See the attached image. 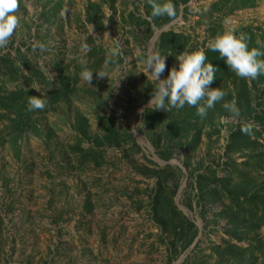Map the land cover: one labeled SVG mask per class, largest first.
<instances>
[{"label":"rangeland","instance_id":"374dc122","mask_svg":"<svg viewBox=\"0 0 264 264\" xmlns=\"http://www.w3.org/2000/svg\"><path fill=\"white\" fill-rule=\"evenodd\" d=\"M181 1L172 0L178 16L158 27L147 15L146 0H19L18 27L0 49V61L5 59L0 90H33L32 96L48 97L58 91L61 79L75 76L84 43L105 50L83 56L87 66L97 63L90 70L102 67L111 48L119 55L110 59L109 79L97 80L94 73L88 84L79 71L75 92L49 109L32 111L21 130L11 119L15 114L0 108V264H264V225L249 236L238 229L243 239L231 238L228 214L219 212L228 198L206 203L203 214L194 198L202 174L222 178L209 180L213 185L223 184L226 173L232 184L264 182V134L247 130L251 125L264 131L255 121L257 112L264 111V84L254 87L248 79L252 112L233 103L235 111L204 126L195 150L175 149L169 162L151 144L143 117L155 107L150 101L155 82L143 61L150 50L157 52L163 30L182 33L185 51L204 50L229 28L245 37L252 29L258 47L264 45V0L230 14L231 3L220 0ZM37 42L48 50H33ZM8 61L18 65V74H10ZM175 66L176 60L168 69ZM232 79L222 89L226 93L234 89ZM80 116L87 123L84 139L75 128ZM105 116L113 118L126 141L119 147L105 144L94 158L83 151L93 146L95 136L105 134ZM240 124L257 147L229 153L230 136ZM177 168L181 177L174 203L197 225L199 235L177 254L191 234L186 229L170 255L174 231L159 228L152 201L158 180L166 178L173 189ZM229 243L236 244L234 254Z\"/></svg>","mask_w":264,"mask_h":264},{"label":"trees","instance_id":"16d2710c","mask_svg":"<svg viewBox=\"0 0 264 264\" xmlns=\"http://www.w3.org/2000/svg\"><path fill=\"white\" fill-rule=\"evenodd\" d=\"M154 2L161 1L154 0ZM181 2L187 4L189 0H182ZM253 2L254 0H220V3L223 5L231 3V8L228 14L238 8H247L251 6ZM172 3L176 9L175 17L169 18L165 16L153 19L151 18L152 8L150 0H146L147 15L152 19L151 22H153L154 25L162 27L178 16V4L176 2ZM147 23L150 25V22ZM247 34L248 36L246 39L248 46L250 48L257 47L253 30L247 29ZM182 36V33H178L171 29L163 31L159 36L157 52H159L161 56L165 54V72L163 74V78L167 77L169 65L174 62L175 55L179 52L185 51V45L181 42ZM204 51L207 57L205 65L212 64L215 68V80L211 86L223 89L228 86L227 82L233 78L232 82L234 84V89L227 93L225 100L235 103L239 109L243 106L246 111L252 112L254 108V106H252L251 99L252 87L249 86L248 79L246 80L237 77L226 67L224 61L220 59L218 53L208 51L206 48ZM169 52H171L172 55H169ZM103 53H105V50H102V48L99 49V47H93L90 49L88 57L92 58L93 56H98ZM167 59L168 62H166ZM3 60L5 61V59ZM3 60H1L0 63ZM8 62L9 65L12 66V68L9 69L10 74H18V65L14 66L15 60L13 61L14 63L10 61ZM96 65L97 63L91 67L86 65V67L90 70L91 68L95 69ZM79 71H82L81 64L75 68V76L69 77L66 80L61 79L58 91L49 94L48 97H45L47 99V109L53 107L59 101L67 98L75 92L76 81L80 73ZM222 81H224L223 84H221ZM252 83L254 87H257L260 83L264 84V75H260L256 79H252ZM33 93V90L24 89L10 91L0 90V108L8 109L10 113L15 114V117H11V119L14 120V126L18 130H21L26 124H28L29 120L32 118V111L28 110L27 101L30 96L34 95ZM263 95L264 90H262L261 96ZM231 112L232 111L224 110L218 103L214 109L208 111L207 116L204 118L197 115L196 108L189 107L187 105H185L182 109H172L168 112L149 108L146 110L143 117L147 128V136L150 139L151 144L157 150L159 157L162 160L169 162L173 158V154L176 151L175 149L190 147L192 150H195L201 141L204 126L214 124L215 119L229 115ZM102 119L105 120L104 123L106 124L102 125L105 129V134L102 137L95 136L96 138L92 142L93 146L87 149V151L84 149V151L82 150L88 154H95L94 158H97L100 154L102 155L103 150L101 147H106L105 144L119 147L126 141L123 136L124 134L117 128V124L114 122L112 117L105 116ZM255 121L262 123V126H264V111L263 114H261V112H257ZM86 125V119L80 116V120L77 122V127L75 126V128L80 130L79 132L82 134L83 139L87 137L88 134ZM163 125H165L166 129L158 132L157 129ZM243 127H245L244 124H240L239 128L232 132L227 152H240L244 149L257 147L255 144L256 141H250L249 134L246 133V130H244ZM247 130L248 132L255 133L259 137H262L264 134L263 130L251 125L248 126ZM129 137L134 140L132 135ZM161 147H163V150H160ZM85 157L87 158L83 161L88 159L87 155H85ZM156 173L158 174V170ZM201 176L202 179L198 184L197 193L194 195L197 206L201 207V213L203 214L205 210L208 209L206 207V203L214 205L216 202H223L224 199L228 198L229 203H224L223 209L219 212L224 216L228 214V224L233 226V230H229V232L232 233L230 234L231 238L236 235L238 240H241L243 239V235L249 236L256 233L257 230L264 225V182L259 185H254L248 181L247 185H245V180L242 179L243 181L240 182V184H232L231 174L226 173L225 177H223V180L225 178V182H223V184L216 183L213 185L210 184V182L214 181V179L221 180L222 178H219L215 173L213 174V178L208 177L206 174H202ZM173 177V189L168 186V180L166 178L158 180L155 188V197L152 201L154 219L159 228H161L164 233H167L169 229L174 231L175 240L170 242L168 249V253L170 255H172L171 253L173 248L176 246L178 239H184L183 232L186 229H191V234L183 243L181 250L178 251L177 254L188 249L199 235L197 225L188 220V218L174 203L173 196L178 190L180 184L181 170L179 168H177ZM209 180L211 181L209 182ZM206 181L208 182L205 183ZM189 199L190 201L187 206L192 209L193 202H191V196H189ZM186 224L189 226L186 227ZM238 229H245L243 230L244 233L242 232L243 235L241 232H236ZM229 246L232 250V254H234L233 250L236 249L233 248L236 247V244H230ZM242 251H244V249H242ZM177 254H175L174 257H176ZM240 254L241 253L238 255Z\"/></svg>","mask_w":264,"mask_h":264},{"label":"clouds","instance_id":"9594fccd","mask_svg":"<svg viewBox=\"0 0 264 264\" xmlns=\"http://www.w3.org/2000/svg\"><path fill=\"white\" fill-rule=\"evenodd\" d=\"M150 3L151 18L175 17L176 9L172 0H150ZM18 7L19 0H0V49L8 46L18 27ZM31 47L41 53L48 50V46L42 42L33 43ZM206 49L218 53L226 67L239 78L256 79L264 75V45L250 48L246 37L237 35L235 29L229 28L214 36L207 42ZM89 51L88 44L81 45V78L88 84H92L94 73L97 80L105 77L109 79L108 65L111 58L119 55L118 49L111 48L107 53L109 59L97 70H88L86 67L83 56ZM168 54L172 55L171 52ZM206 59L204 50L179 52L175 55L177 66L170 68L167 77L161 79L165 72V54L161 56L159 52L150 50L143 63L155 82L150 98L155 105L154 109L168 112L187 105L196 108L197 115L201 118L206 117L208 111L214 109L218 103L226 111H235L233 103L225 100L227 93L219 87L211 86L215 80V68L212 64L205 65ZM118 81L114 88L118 87ZM46 105L44 93L30 96L27 101L29 111H43Z\"/></svg>","mask_w":264,"mask_h":264},{"label":"water","instance_id":"95a60500","mask_svg":"<svg viewBox=\"0 0 264 264\" xmlns=\"http://www.w3.org/2000/svg\"><path fill=\"white\" fill-rule=\"evenodd\" d=\"M164 31V30H163Z\"/></svg>","mask_w":264,"mask_h":264}]
</instances>
